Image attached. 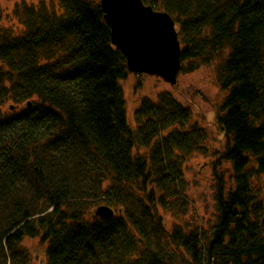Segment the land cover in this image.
Returning a JSON list of instances; mask_svg holds the SVG:
<instances>
[{
  "label": "trees",
  "instance_id": "16d2710c",
  "mask_svg": "<svg viewBox=\"0 0 264 264\" xmlns=\"http://www.w3.org/2000/svg\"><path fill=\"white\" fill-rule=\"evenodd\" d=\"M58 2L16 10L20 35L0 31V99L26 102L0 113V264H23L24 237L46 244V264H264V194L251 184L264 173V0H142L174 19L180 62L229 50L216 124L234 183L217 174L212 226L171 231L158 208L182 198L183 159L204 132L167 92L143 98L131 127L126 59L100 0Z\"/></svg>",
  "mask_w": 264,
  "mask_h": 264
},
{
  "label": "rangeland",
  "instance_id": "374dc122",
  "mask_svg": "<svg viewBox=\"0 0 264 264\" xmlns=\"http://www.w3.org/2000/svg\"><path fill=\"white\" fill-rule=\"evenodd\" d=\"M25 5L33 7L44 5L49 10L59 11L58 0H0V31H9L13 36L23 32L16 10H21ZM228 53V49H223L213 54L207 64H204L201 57L182 61V67H180L174 85L168 84L158 75L147 73L128 72L125 79L118 81L125 98L126 119L131 127L135 125L134 112L143 98L155 102L159 92H167L180 105L190 110V123H196L204 132V138L196 148L197 150L183 159L180 186L182 198H166L167 202L172 204V210L158 208V214L162 216L164 227L168 231L176 226L184 230L208 229L215 222L217 214L215 202L217 174L222 176L225 189L234 183L231 163L220 158L225 148V140L216 124L218 107L227 94L216 82V70ZM189 63H195L198 67L193 71L185 72L182 68ZM31 99H36V97ZM25 103L16 104L10 99L2 101L0 99V113L6 115L11 111L17 112ZM133 152H140L143 156L148 153L142 148ZM251 184L253 190L263 195L264 173L252 177ZM45 249L46 244L41 243L38 237H24L19 243L18 252L23 256V264H46Z\"/></svg>",
  "mask_w": 264,
  "mask_h": 264
},
{
  "label": "water",
  "instance_id": "95a60500",
  "mask_svg": "<svg viewBox=\"0 0 264 264\" xmlns=\"http://www.w3.org/2000/svg\"><path fill=\"white\" fill-rule=\"evenodd\" d=\"M100 6L110 42L125 56L128 72L158 75L174 85L181 67L174 19L142 0H100ZM113 214V208L106 205L95 210L101 218L109 219Z\"/></svg>",
  "mask_w": 264,
  "mask_h": 264
}]
</instances>
